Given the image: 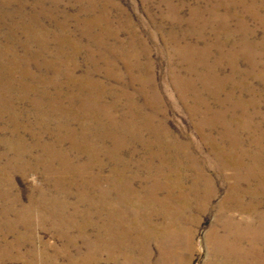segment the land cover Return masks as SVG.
I'll return each instance as SVG.
<instances>
[{"label":"rangeland","instance_id":"1","mask_svg":"<svg viewBox=\"0 0 264 264\" xmlns=\"http://www.w3.org/2000/svg\"><path fill=\"white\" fill-rule=\"evenodd\" d=\"M93 16L103 27L90 22ZM64 34L72 43L59 38ZM178 42L218 43L215 57L239 49L243 84L235 87L234 68L225 64L218 74L227 86L185 89L180 79L217 75L194 72L193 62L186 69ZM5 44L14 54L3 52ZM92 64L106 89L104 101L117 104L112 117L99 116L91 100L82 106L79 98L78 104L71 100L83 95L79 78ZM72 68L76 74L69 75ZM201 91L212 114L231 108L225 124H212L221 151L243 154L227 140L233 124L250 126L246 109L260 110L250 118L264 134V8L248 11L243 0H0V264H164L159 246H172L171 257L184 255L175 247H184L188 235L192 248L184 264H207L206 238L221 218L234 170L224 177L212 164L211 130L197 126L206 109H194ZM100 118L108 120L101 125ZM143 118L154 123L144 122L143 136L119 127L121 120L132 125ZM155 128L164 133L160 139ZM238 134L251 156L264 155V144L251 146L254 135ZM94 158L101 159L103 173L91 170ZM194 159L212 186L196 182ZM109 165L121 173L118 183L98 186L90 173L112 174ZM243 182L244 189L254 188ZM256 199L247 194L241 201ZM204 201H211L209 208L198 213L195 207ZM172 207L180 209L174 220ZM194 219L190 232L175 229L168 233L172 238L163 237L164 227ZM150 226L158 239L146 236Z\"/></svg>","mask_w":264,"mask_h":264},{"label":"bare ground","instance_id":"2","mask_svg":"<svg viewBox=\"0 0 264 264\" xmlns=\"http://www.w3.org/2000/svg\"><path fill=\"white\" fill-rule=\"evenodd\" d=\"M243 1L244 6L248 11L264 8V0H259L260 2L255 4H251L249 0ZM89 20L91 23H98L102 26L100 18L98 16H93ZM196 20L198 19H195V21ZM222 30L223 33L226 34V31L228 29L227 27H224L222 28ZM45 36L46 33L43 32L41 34H38V37L36 38H44ZM62 36L68 37L65 39V43H72L71 40L73 37L71 35H60L59 38L61 39ZM219 47L220 45L218 43H206V46L204 48L203 46L198 47L194 45H183L178 42L177 52H181L183 58L182 64L186 65V69L191 70V65L187 62H193L194 72L217 75V77H209L207 79L201 80L195 78L194 81L191 78L183 77L185 79L180 80H182L184 84L183 86L186 85L185 89L196 87L197 85L202 86L208 82H213L220 88L224 87V85L227 86L228 84H230L229 81L223 79L222 77H220V74H218V71L220 69L219 66L225 64L232 65L234 68V75L232 76V78H236L235 87H239L243 84L244 76L242 75L243 72L239 67V49H236L234 52L229 54L230 56L215 57L214 54H211V52ZM2 48L5 54L7 52L10 54H14V52L12 51V45L5 44L2 46ZM241 48L243 49V46H241ZM84 51H87L86 58L88 59V61L93 63L92 57H94V55L90 52L88 53L86 47ZM210 61H212L213 64L210 63ZM203 66L206 67V70H201ZM92 67L95 66L92 64L90 67H88L87 72L83 75H80L81 77L79 78V84H81L83 95L75 94L71 97V100L75 101L76 104H78L76 99L79 98L81 100L80 106H82L83 104H87L91 100V103L98 108L99 116L112 117L117 111V104L110 103L109 101H104L105 97H107L106 89L103 85H101ZM103 71L106 76L109 74L108 71ZM68 74H76L75 68L70 69ZM235 87L231 86V89L228 92H230ZM125 93L127 95V91ZM230 96L231 93L228 94V98ZM220 100L222 99L219 98L218 101ZM253 100L254 103H256V97H254ZM236 101L237 99H235L233 102V111H236ZM207 102L208 100L206 99L203 91L198 92L194 96V109L201 108L203 105L206 109L202 114H200L201 120L197 123V126L198 128L206 126L211 130V132L207 134L206 138L216 147V156H218H215L211 159L212 164L220 171V173L224 177H226L225 171L234 170V172L230 173L228 177L227 183L230 184L228 187V192L226 194L227 196L224 202L221 204V218L216 219L206 238V245L209 254L207 264H264V199H260L261 195H263L264 198V155L256 154L251 156L244 149L246 147L245 145H243L244 140H241L240 142V135L238 134L239 131H249L251 135H254V138L251 141V146L255 148L259 147L261 144H264V134H259L257 132L256 128L254 127L257 123L252 121V119L250 118L253 114L260 110L257 109L253 114H250L248 109L245 110L246 114L244 121L250 123V126L248 128H242L233 124L232 128L229 129L231 138L230 140H227V143L231 145L232 149L242 150L243 154H240L233 151L227 152L226 150H220V148L222 147H218L219 140L217 138V132H215V129L212 125L225 124L224 121L229 117L228 112L231 111V108H221L218 114H212L211 107ZM108 108H110L111 111H108ZM191 110L193 111V107L191 108ZM234 116H236L235 118L240 119V113L237 112L236 114H234ZM107 120L108 118H100L101 125L103 123H106ZM144 122L148 124L147 127H154V123L152 120L144 118L140 122L132 125H127L126 120H121L119 123V127L132 136L138 137L144 135V132L146 130ZM155 133L158 139H160L164 134L158 128H155ZM179 145V143H175L176 148H178ZM156 149L157 148L152 149V151ZM159 150L162 151V148H159ZM90 167L91 170L101 173H103L105 170L100 158L92 159ZM108 168H111V170L113 171L112 174L97 175L95 173H90L92 177L96 178L95 182L98 186H102L104 183H109L110 181H112L114 184L118 183L117 179H120L121 173H117L116 166L110 167L109 165ZM157 169L159 170V168ZM109 176H112L114 180H112ZM158 178L162 181L161 176H158ZM194 178L196 179V182H199L201 184L212 183V178L204 172V168L198 159H194ZM61 179H63V176L61 177ZM230 179H234L233 182H229ZM243 180L251 182L254 185V188H250L251 190L246 188L244 189ZM157 184H160L159 181H157ZM194 185L199 187L198 183H194ZM162 189L163 188H156L158 193H160ZM83 190L85 191V189ZM247 194L254 195L258 200L256 199V201H241ZM195 198H197L196 195ZM233 199L235 201H233ZM210 202L211 201H204V203H198L195 207L196 211L198 213H201L208 210ZM186 203L190 208V203L188 201H186ZM179 210L180 209L178 207L168 208V214L170 215L169 218L174 220L173 217L177 215ZM237 213L242 217L236 218ZM150 214L154 216L158 215L159 212H150ZM197 222L198 220L194 219V223L192 221L190 225V223H188L187 221L181 220L179 223L180 228H178L177 226L176 228L166 226L163 228V237L167 239L172 238L173 235H170L168 233H171L175 229L186 232L189 229L190 232L191 226H193ZM148 231H151V234H147V237L158 239L156 233L153 232L154 228L152 226L149 227ZM139 237L143 238L145 237V235H139ZM191 244V237L188 235L184 247H175L178 248L176 249L177 251L184 253V255L177 257H171L169 255V253L173 250L172 246L166 244L160 245V253L162 254L161 261H163L164 264H169L170 261H173V264H184L187 259V255L192 248Z\"/></svg>","mask_w":264,"mask_h":264}]
</instances>
